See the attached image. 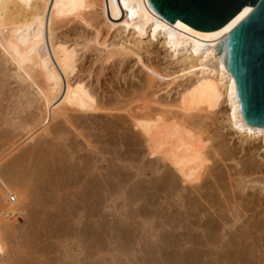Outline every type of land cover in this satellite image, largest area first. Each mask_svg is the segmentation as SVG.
<instances>
[{"label": "bare ground", "instance_id": "6f19581e", "mask_svg": "<svg viewBox=\"0 0 264 264\" xmlns=\"http://www.w3.org/2000/svg\"><path fill=\"white\" fill-rule=\"evenodd\" d=\"M92 5H96L102 10L106 18L104 28L102 26L97 27L93 13L88 10ZM253 8V5L249 4L222 27L207 31L196 28L181 18H178L174 23L157 9L152 0H100V2L98 0H0V86L1 89H4L3 91L0 89V94L5 92L6 86L9 85L8 94L7 91L4 93L7 94V97L3 98L4 94L1 96L3 99L0 97L2 101L6 99L3 103L6 116L4 113L2 114L6 120H12V123L9 124L14 127L13 133L17 129L24 132L23 138L20 137L21 140L17 136L19 140H13L15 133L14 138L11 135L12 139H9L11 133L10 130L7 131L10 134L8 133L9 135L6 134V136H8L12 146L9 144L11 148L8 146L10 149L7 152L0 151V165L3 164H1L2 160L4 161L8 155L14 153V150H19L22 143L26 144L40 132L45 133L46 131L48 132L45 133L46 135L61 138L63 142H66L67 148L64 145V149L69 151L66 154L69 153L72 162L75 161L76 163L85 150L89 151V155L94 156V160L86 169L78 167V163H73L69 168L64 166V168H60V166H55L58 164L57 161L50 163L49 159L48 164H45L44 161L47 160L45 158L42 163L41 156L36 155L37 149L25 151L26 153L19 160H16L25 161L23 163L30 161L29 170L27 169L26 172L28 171L30 174L31 185L36 184L38 180L37 183L39 182V184L35 186L37 188L43 187L47 191V201L43 203V205L46 204L45 211L38 210L39 213H43V216L45 212L47 219L44 220L49 221L50 219L52 222L51 219H53L54 226L67 222L76 227L82 223L84 217V214L79 210L80 202L85 204L84 207L90 206L92 192L86 193L85 190L94 182L97 183L98 180L95 178L98 177L102 179L97 183L98 185H94L96 189L94 192L103 189L106 185L103 180H106L105 177L109 175L106 176L107 172L112 171L109 166L105 165L110 160L107 151L104 149L105 147L103 150L101 149V146L105 145L104 140L106 138H103V143L93 139V129L97 128L98 125L101 127L102 124H107L109 127H118L129 131L128 134L132 136V141H127L126 148L128 147V150L126 154L135 151L136 146H142L141 149L139 148L141 150L139 151V158L134 156L132 161L138 162L139 165L140 209H144H141L142 212L144 211L143 214L146 213L145 211L149 212L150 206H155L158 203L155 198L156 192L165 191V200L162 205L164 203L163 208L168 213L175 215L174 225L176 227L181 225L192 226L195 227V230H200L202 240L193 239L190 240L191 242H196V244L199 242L203 246H209V248L212 244H216L220 249L216 251L219 260L225 255L228 256L229 253L231 256L233 248L229 250L226 247L227 252L226 249L225 252L222 251L221 248H224L222 241L217 240L213 235L214 229L217 227L214 224L220 221L219 218L223 219L224 216L220 215L219 202L216 203L215 199L213 200L214 196L210 195V192L212 193L214 190L219 192L220 190L219 179L217 174L213 173L212 166L215 163V157L219 161L224 160L225 150L218 147L211 152H206V149L204 151L206 159L203 160L202 151L193 149V147L202 144L203 139H205V136L202 135L205 134V130H202L204 133L200 132V129L205 125L200 120L202 112L196 111L198 108H177L174 104L168 105L166 109H161L153 100V95L149 92L148 86L144 87L142 92L130 95L127 100L118 98L116 102H111L109 105L106 102H95L94 99L87 98L83 92H79L69 83L67 63L69 54L63 49L57 53L54 52L53 42L58 40V34L52 33L55 30L52 28V23L54 22L55 26L58 27L56 17L75 15L79 24L88 28H95V36L86 38V45L87 47L94 46L106 60L114 57L124 59L131 53L138 54L148 43L152 44L155 40H160L162 46L169 51L172 59L174 58L178 63H183V66L185 64L190 65L189 72L191 74L198 68V73L201 74L199 80L204 79L203 86L211 85L214 87L213 83H216V88L223 92L225 101L229 105V112L227 111L228 114L226 115L228 125L249 140L260 139L264 151V128H257L247 121L234 74L217 48L228 37L229 32ZM72 18L69 17L65 21L70 22ZM115 31H117L116 37L119 39L117 42L110 43V37ZM20 33H26L30 38L29 43L23 44L20 41ZM126 101L131 102V104L128 105ZM194 110L196 112H192ZM105 116L107 118H104ZM97 117L103 118V121L100 123L101 120L97 121ZM65 124L66 127L71 128V131L64 128ZM70 134H74V137L78 138L77 143L74 141L72 144ZM79 138L85 143L81 142L82 140ZM121 138L123 139V137ZM124 147L123 144L119 150L112 149L111 155H114L113 152H117L119 156L123 155L125 151L122 152V148ZM59 156L63 155L60 154ZM48 157L52 158V156ZM71 160L70 163H72ZM126 161L125 159L124 162ZM14 163L15 166L18 162ZM67 164L70 165L68 162ZM8 165V169H2L4 172L0 169V206L3 209H6L7 202L14 204L17 200L26 201L28 196H31V187H33V185L27 184L29 180L25 183L26 180L23 179L28 176H26L25 170L23 173L26 177L22 176V169L17 171L19 166L15 167L16 172H18L16 173L15 168L10 167V163ZM162 165L164 169L160 171ZM81 170L83 171L82 175L80 174L81 177H77ZM149 176L152 178H148ZM157 176L160 179L158 181L155 180ZM12 195H14V199ZM36 199L38 200V197ZM78 201H80L79 204ZM66 203L68 207H64ZM22 205L20 206L22 207ZM101 207L106 209L108 205L102 204ZM29 208L27 207V210ZM19 212L17 211V213ZM25 212H27L26 209ZM25 212H23L24 215ZM2 214L4 219L6 214ZM34 215L36 216V214ZM6 216V219L13 217L10 218L9 214ZM148 219L151 221L150 217L146 220L148 221ZM225 221L227 223L228 220ZM160 222V224H165V221ZM32 223L34 224L33 221ZM227 224L234 227V223H230V221ZM43 239L41 238L42 241ZM209 251L212 252V249L204 252L205 255H208ZM246 264L249 263L246 262Z\"/></svg>", "mask_w": 264, "mask_h": 264}, {"label": "rangeland", "instance_id": "374dc122", "mask_svg": "<svg viewBox=\"0 0 264 264\" xmlns=\"http://www.w3.org/2000/svg\"><path fill=\"white\" fill-rule=\"evenodd\" d=\"M2 7L4 6L2 5ZM88 10L93 13L97 27L102 26L104 28L106 18L102 10L96 5H92ZM69 17L73 18L70 22H66L65 20ZM55 19L58 27L53 22L52 28H55V30L52 33L58 34V40L53 42L54 52L57 53L63 49L69 54L67 62L69 83L79 92H83L85 94L83 95L87 98L94 99L95 102H106L109 105L111 102H116L118 98L127 100L130 95L137 92L140 93L144 87L148 86L149 92L153 95V100L161 109H166L168 105L174 104L177 108H198L196 111L202 112L200 120L205 125L200 129V132L205 130V134H202L205 136V139H203L205 142L203 141L202 144L193 147V149L202 151L203 160L206 159L204 153L206 149V152H211L218 147H222L225 150V155L227 153L222 161H219L216 157L214 159L215 163H213L212 170L218 176L220 190L219 192L214 190V192H210V195L214 196L213 200L215 199L216 203L219 202L220 215L227 218H219L220 221L214 224L217 227L214 229L215 234L213 232V235L217 240L222 241V245H224H221L224 247L221 248L222 251L225 252L226 249L227 252L228 249L232 250L233 248V252H231V256L230 253H227L229 257L225 255L219 260L220 258L216 253L217 250H220L219 246L212 244L210 248L215 254L213 255L209 251V253L207 252L208 255H205L204 252L210 249L209 246L206 247L199 242L196 244V242L190 241L193 239L202 240L200 230H195V227L186 225L176 227L173 222L175 215L168 213L163 208L164 203L162 205V202L165 200V191L156 192L155 198L158 203L155 206H150L149 210L146 209L149 212L145 211L146 213L143 214L144 211L142 212V210L144 209H140L139 165L138 162L132 161L134 156L139 158V151H141L142 146H136L134 148L135 151L126 154L128 150V147L126 148L127 141H132V136L128 134L130 132L102 124L104 127L98 125L99 127L97 126V128L93 129L92 133L94 136L92 138L97 139L101 143H103V138H106L104 140L105 145H102L101 149L103 150L105 147L104 149L107 151L110 160L105 165L112 169L110 171L107 168L112 174L110 175L106 171V176L109 174V177L107 176L105 177L106 180H103L106 185L100 191L94 192L96 190L94 185L102 179L99 177L95 178V180H98L97 183L94 182L85 190L86 193L92 192L90 195V206L84 207L85 204L78 201V204L80 202L81 205L79 210L84 214L82 223L76 227L69 225L67 222L54 226L53 219H51L52 222L50 219L49 221L44 220L47 219L45 212L44 216L42 213L44 208H46V204L43 205V203L47 201V191L43 187L37 188V184H39L37 180L36 184H32L31 196H28L26 201L17 200L18 202L16 201L14 204L7 202V210L0 206L2 209V212L0 211V257H2L0 262H3L2 264L4 262L5 264H217L218 262H220L218 264H228V262L229 264H246V262L249 264H264L263 143L260 139H247L228 125L226 115L229 112V105L225 101L223 92L216 88V83H213L214 87L211 85L203 86L202 82L204 79L202 81L199 80L201 74L198 73V68L191 74L189 72L191 69L190 65L185 64L183 66V63H178L174 58L172 59L169 51L162 46L160 40H155L152 44L148 43L138 54L131 53L124 59L114 57L106 60L98 49L94 46L87 47L86 45L85 39L95 36V28H88L79 24L75 15H64ZM20 35V41L23 44L29 43L30 38L26 33H20ZM116 35L117 31L112 33L110 43L117 42L119 37H116ZM6 87L5 92H2L4 89H1L0 86L2 90L0 97L6 91L8 94L9 85ZM7 94H4L3 98H6ZM2 99L0 100L2 102L0 105V142L3 143H0V151L4 150L7 152L12 146L9 139L14 138V133L15 139L13 140H19L20 137L23 138L22 134L24 132L21 129H17L13 133L14 127L9 124L12 123V120H6V117H4L6 114L4 113L5 105L3 106V103L6 99L3 101ZM126 103L128 105L131 104L129 101H126ZM2 113H4V116ZM104 118L107 117L105 116ZM102 119L97 117L96 120H101V123ZM62 125L64 126V124ZM64 128L71 131V128L69 126L66 127V124ZM9 130L11 134L7 132ZM45 133L40 132L30 142L22 143L21 148H18L19 150H14V153L12 152L8 155L4 160L5 162L1 161V164L5 163V166L3 164V166L0 165V169H8V163H10L12 168L19 166L17 171L22 169L21 173L24 176L23 172L25 170L26 176L28 175L23 178L24 181L26 180L25 183L27 180L29 182L32 181L30 180V174L28 171L26 172L27 169L29 170L30 161L26 160L28 161L27 163H23L25 161H20L21 163L16 161L31 149H37L36 155L43 157V159L40 157L42 163L45 159H47L44 161L45 164H48V159L51 161L50 163L57 161L58 164L55 165L53 163V165L60 166V168H69L73 163H78V167L86 169L94 160V156H90L89 151L85 150L81 157L82 159L80 158L83 163L80 159L76 163L75 161L72 162L69 158V153L68 155L66 154L69 152L66 150V142H63L61 138L46 135ZM202 133L204 132L202 131ZM6 134L10 136L9 139ZM77 139L74 134H70L72 144H74V141L77 143ZM62 142L64 143L63 145L61 144ZM123 144L125 147L122 148V152H125L121 155L122 157L117 152H113L114 155L112 156L111 150H119ZM64 145L66 146L65 149ZM48 156H52V158ZM125 159L127 160L126 162H124ZM70 160L72 163H70ZM14 162H18L21 168L18 163L14 166ZM131 162L134 163L131 164ZM129 167H132L131 170ZM163 169L164 166L162 165L160 171ZM2 171L4 172V170ZM14 171L16 172V168ZM81 173H83L82 170L77 177H81ZM148 178L151 179L152 177L149 176ZM155 180L158 181L160 179L157 176ZM29 182L27 184L32 186L31 182ZM37 197L38 200L36 199ZM102 204H107L108 208L102 209ZM67 205L66 203L64 207ZM24 206L26 208H23ZM27 207L30 208L27 210ZM25 209L27 212H25ZM20 210L25 212V215L22 211L19 212ZM38 210L42 212L39 213ZM4 211H9L10 213ZM2 213L9 214L10 218L13 217L6 219V217H9L4 215L3 219ZM144 216L146 217L144 218ZM149 217L151 221L149 219L148 221L146 220ZM13 219L15 220L11 221ZM225 220L234 223V227H230L227 224L228 221L225 223ZM160 221H165V224H160ZM52 224L54 227L51 226ZM5 236L10 237L6 238ZM41 238H44L43 241ZM225 258L227 259L225 260Z\"/></svg>", "mask_w": 264, "mask_h": 264}, {"label": "water", "instance_id": "95a60500", "mask_svg": "<svg viewBox=\"0 0 264 264\" xmlns=\"http://www.w3.org/2000/svg\"><path fill=\"white\" fill-rule=\"evenodd\" d=\"M174 23L178 18L201 30L222 27L249 4L253 9L217 48L231 67L248 122L264 128V0H152Z\"/></svg>", "mask_w": 264, "mask_h": 264}, {"label": "built area", "instance_id": "2783aa9c", "mask_svg": "<svg viewBox=\"0 0 264 264\" xmlns=\"http://www.w3.org/2000/svg\"><path fill=\"white\" fill-rule=\"evenodd\" d=\"M12 198L14 199V195H12Z\"/></svg>", "mask_w": 264, "mask_h": 264}]
</instances>
